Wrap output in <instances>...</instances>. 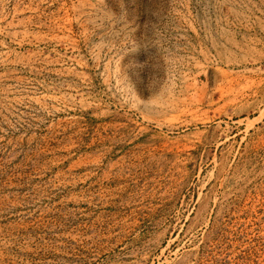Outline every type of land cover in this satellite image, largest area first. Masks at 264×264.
<instances>
[{
    "label": "rangeland",
    "instance_id": "rangeland-1",
    "mask_svg": "<svg viewBox=\"0 0 264 264\" xmlns=\"http://www.w3.org/2000/svg\"><path fill=\"white\" fill-rule=\"evenodd\" d=\"M0 264H264V0H0Z\"/></svg>",
    "mask_w": 264,
    "mask_h": 264
}]
</instances>
